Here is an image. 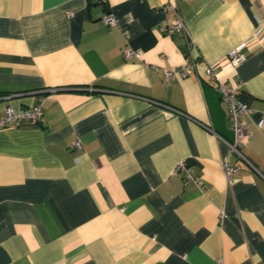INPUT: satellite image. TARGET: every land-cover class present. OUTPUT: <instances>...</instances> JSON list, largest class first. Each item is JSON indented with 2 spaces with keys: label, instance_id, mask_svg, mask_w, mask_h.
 <instances>
[{
  "label": "crops",
  "instance_id": "crops-1",
  "mask_svg": "<svg viewBox=\"0 0 264 264\" xmlns=\"http://www.w3.org/2000/svg\"><path fill=\"white\" fill-rule=\"evenodd\" d=\"M240 44L236 140L204 65ZM40 98L0 129V264H264V0H0V115Z\"/></svg>",
  "mask_w": 264,
  "mask_h": 264
},
{
  "label": "built area",
  "instance_id": "built-area-1",
  "mask_svg": "<svg viewBox=\"0 0 264 264\" xmlns=\"http://www.w3.org/2000/svg\"><path fill=\"white\" fill-rule=\"evenodd\" d=\"M173 8V7H172ZM99 19L108 25H115V16L112 13H106L99 16ZM122 34H126V29L119 27ZM168 34H173L174 32L185 31V26L182 18L177 14L166 28ZM244 44H240L235 48L229 50L219 61L214 63H209L204 65V73L209 76V79L216 83V87L219 92L220 100L225 106L226 112L231 122V127L234 131L236 140L246 136V128L242 121L239 120L241 114H247L249 109L245 104H243L239 98L238 94L240 92V83L235 85L230 84L227 80L220 78V71L229 67L237 66L244 59L245 55L242 52ZM125 58H139L141 53L139 50H134L130 47H126L123 50ZM196 60L191 62V65L187 64L183 67L178 74L184 75L186 69L189 66L197 64ZM165 76L167 78L172 77L176 71L174 70H164ZM42 98L39 99L34 105L21 108L19 110H13L10 106H6L4 112L0 115V129L9 126H18L22 123H34L41 119L42 117ZM261 125V121L257 122V126ZM225 141V140H224ZM230 147V151L235 153L241 160L251 164L246 155L237 147L235 142H226ZM72 146L80 148L82 142L80 139L74 140ZM222 169L224 175L228 181H231L236 173L239 171V166L231 164L227 159L222 160ZM182 171L185 174L186 180H194L198 184L200 183L199 176L195 175L192 168L187 164L186 160H180L174 167V172Z\"/></svg>",
  "mask_w": 264,
  "mask_h": 264
}]
</instances>
